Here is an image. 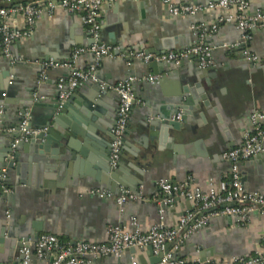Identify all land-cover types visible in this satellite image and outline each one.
<instances>
[{
	"label": "crops",
	"instance_id": "0c3cea01",
	"mask_svg": "<svg viewBox=\"0 0 264 264\" xmlns=\"http://www.w3.org/2000/svg\"><path fill=\"white\" fill-rule=\"evenodd\" d=\"M18 1L35 0H0V6L7 7ZM212 1L215 0H173L174 3L194 6H206ZM249 3L250 15L256 11L264 14V0H249ZM220 15L219 12H203L192 17H175L159 0H121L105 4L100 11L99 40L119 51L114 59H102L95 71L97 81L102 84L100 90H95L90 84H82L65 101L74 97L65 115L67 137H72L71 147L52 144L48 146V153L40 154L35 145L34 152L19 153L13 169H2L1 172L6 174V184L11 188L8 195L14 199L6 202L1 199L3 194L0 195V229L2 221L8 220L6 212H9L13 213L15 226L19 228H23V223L28 220H39L44 230L41 234H54L63 242L86 240L103 243L109 226L126 227L134 218L142 230L157 222L171 228L179 216L195 209L193 203L178 197L160 215L158 204L153 201L160 181L177 185L193 181L202 191L212 188L223 192L230 180V164L222 154L241 145L244 133L250 130L249 113L253 108L264 114V29L253 31L250 39L242 43L241 32L232 24H220L218 31L207 40L214 48L213 66L210 67L213 78L209 79L214 94L206 101H199L200 107L189 115L187 141L174 143L169 135L160 140L150 139L151 133L143 128L144 111L154 112L157 121L163 114L172 120V110L167 112L165 109L168 100L177 89L195 87L193 78L200 71L195 61H185L172 74L162 72L157 66L155 72L159 74L149 77H158L153 81L156 84L144 77L143 81L149 82L151 88L138 86L133 91L135 102L124 136L121 163L127 176L140 180L135 190L142 187L147 201L127 202L120 210L113 199L88 194L93 189L112 194L108 189L99 188L95 181L103 173L102 165L108 164L111 129L118 106L116 94L103 86L127 79L126 73L133 65L127 61L131 58L125 56L140 47L143 50L152 48L154 53L149 54L156 55L187 48L196 38L191 27L215 23ZM14 25L22 28L23 22L15 18ZM92 42L78 16L63 11H57L52 18L42 16L28 39L11 46L9 57L0 55V86L10 91V94L0 95L1 102L7 101L0 107V113L1 109L8 108L12 112L28 97L40 95L42 104L56 100V83L60 78L68 79L71 69H50L46 72V79L39 83L41 61L68 62L73 49L87 47ZM224 44H240V47L229 50L222 47ZM246 49L259 61L253 72L244 66L246 60L242 50ZM8 59L12 61L9 63ZM93 63L92 55L82 54L74 67L85 71ZM148 66V63L138 64L141 76ZM5 72L10 74L7 79ZM180 75L184 77V84ZM162 81L165 82L160 84ZM198 83L201 89L206 85L205 79ZM92 93L95 94L93 103H90ZM188 96L184 94L183 100ZM45 109L41 107L36 118L29 117L31 127L43 128L40 124L45 117ZM148 120L152 121L151 118ZM31 122L35 124L31 125ZM17 124L15 115L8 116L5 132ZM9 141L0 131V151L7 149ZM174 144H180L177 151L172 149ZM136 153H139L138 158H135ZM51 157L57 166L51 165ZM137 164L141 174L133 169ZM240 171L246 190L264 194V148L261 159L241 162ZM86 182L96 185L90 187ZM123 190L120 188V192ZM263 235L264 214L254 213L243 226L233 217L224 216L213 219L187 240H179L180 233L177 238L179 244L171 243L166 253L189 263L196 259L255 255L262 252L260 239ZM176 244L177 249L174 248ZM202 252H210V256H199ZM18 255L17 245L10 234H6L0 242V263L15 262ZM138 256H143L146 262L150 259L144 248L135 253L127 251L119 259L98 258L89 264L138 263ZM50 262L51 258L39 261L34 257L31 264Z\"/></svg>",
	"mask_w": 264,
	"mask_h": 264
},
{
	"label": "built area",
	"instance_id": "2783aa9c",
	"mask_svg": "<svg viewBox=\"0 0 264 264\" xmlns=\"http://www.w3.org/2000/svg\"><path fill=\"white\" fill-rule=\"evenodd\" d=\"M121 0H35L31 2L18 1L7 7H0V55L10 56V48L13 44L28 39L35 28L36 22L46 16L52 18L57 11H63L70 15H76L87 28L92 38V44L87 47L73 49L68 62H56L49 60L40 64V76L38 82L46 79V72L50 69H74L68 79L60 78L56 83L58 110L73 92L86 82H97L94 75L97 67L104 58L114 59L118 48L102 43L99 40L101 30L100 11L106 4L111 5ZM167 6L170 15L175 17L195 16L203 12H219L221 15L215 23L210 25H193L191 29L196 38L193 43L178 51H169L162 54H149L145 51H131L125 57L144 63L157 62L178 66L185 61H195L199 69L213 66L212 52L214 48L207 40L214 35L220 24H232L242 34V43H246L255 30L264 29V14L256 11L249 14V0H215L206 6H194L189 4L174 3L173 0H159ZM15 18H20L23 27L14 25ZM229 50L240 47V44L222 45ZM82 54H90L94 63L85 71L74 67L76 59ZM244 59L255 64L257 56L247 49L242 50ZM158 77L149 78L148 81H156ZM132 79L117 82L114 85L103 86L104 89L116 94L118 106L115 120L111 129L109 145V168L116 169L121 161V152L124 136L127 131L130 114L134 105ZM18 124V136L13 139L12 147L18 143H29L31 140L46 135V128H34L30 126L28 112L24 113ZM181 113L176 116L180 121ZM250 130L245 132L240 146L230 149L222 154V158L230 164V180L223 192H217L210 188L202 191L194 185L193 181L177 185L167 181L157 184V193L153 201L158 204V212L163 214L166 206H171L174 198H184L195 205V209L179 216L175 226L166 228L161 222L150 225L142 230L136 219L132 218L129 225L121 227L109 226L106 230V241L96 243L86 240L63 242L57 236L50 233L40 234L35 242L19 239V255L15 262L0 264H31L34 256L39 261L51 258L50 264H89L98 258H121L127 251L134 249L141 251L151 246L154 256L163 252L166 245L179 240L184 241L202 228L206 227L213 219L229 216L233 217L240 225H245L254 213L264 214V194L248 191L242 183L240 163L257 158L263 153L264 148V114L253 108L249 113ZM16 132V128L7 129V133ZM13 159V155L9 156ZM11 188L6 184V174H0V195H8ZM92 196L104 199H113L115 204L122 209L127 202H145L142 187L135 191L123 190L118 196H113L108 191L93 189L88 192ZM6 218H10L6 212ZM174 245L177 249L178 245ZM262 252L255 255L232 256L229 258L196 259L192 263L184 259L174 258L171 253H165L158 264H264V235L260 239ZM130 264H138L132 261Z\"/></svg>",
	"mask_w": 264,
	"mask_h": 264
},
{
	"label": "water",
	"instance_id": "95a60500",
	"mask_svg": "<svg viewBox=\"0 0 264 264\" xmlns=\"http://www.w3.org/2000/svg\"><path fill=\"white\" fill-rule=\"evenodd\" d=\"M167 8V6H165ZM130 50V49H129ZM136 50L140 51L143 50V48H137ZM172 50V49H171ZM180 50V49H179ZM240 50V49H238ZM146 53H154V50L150 48L149 50H143ZM178 51V50H174ZM236 51V50H234ZM46 60V58H45ZM12 60L8 59V62L10 63ZM130 64L133 65L132 68L129 69L126 73L127 79H133L132 81V87L133 91L138 86H143L146 89H150L151 87L148 86L149 82L143 81L144 77L149 78L151 75L155 73V75H158L159 72H155L156 67L160 66L162 69V72H166L168 74H172L176 69L179 68L184 62L179 64L178 66L174 67L173 65L165 64V63H157V62H150L148 63L149 66L144 69L145 74L140 75L138 72V64H146L142 61H135L134 59H128L127 60ZM43 61H41L42 63ZM259 61L255 64H252L250 62L244 61L245 69H247L250 72H253V70H256L258 67ZM175 69V70H174ZM198 75L193 78V82L195 83V87L192 89H187L186 87L182 89H177L173 94L172 97L168 100V106L166 109L167 112H171V115H173V118H176L177 114L181 113L180 121H177L176 119L170 120L168 118V115L163 114V117H160V120H156V116L154 112H151L149 110L144 111V129L148 131V133H151L150 139H157L160 140L162 138H165L166 135H169L171 140L174 143L184 142L187 141L188 136V128L186 127V122L188 120V117L191 113L195 112L197 108L200 107L198 104L199 101H206L207 98H211L214 94V89L211 87V83L209 79L213 78L212 75H210L211 68L206 69H199ZM74 69H71L70 72H74ZM151 71V72H148ZM10 74L4 73L5 79L9 77ZM95 77H97L96 72L94 73ZM176 75V74H173ZM182 84L185 83L184 77L180 75ZM202 79H205L206 85H203L202 89L199 87V81ZM165 81L160 82V84H163ZM6 83V82H5ZM156 84V82H153ZM84 84H90L93 86L95 90L101 89V82H86ZM153 84V86L155 85ZM96 86V88H95ZM3 93L10 94V91H5L3 85L0 86V95ZM57 93V91H56ZM95 93H92V95L89 97L90 103H93V96ZM184 94L189 95L187 99L183 100ZM57 96V95H56ZM41 96L38 95L37 97H28L27 100L21 101L19 105H16L14 110L11 112L10 109H1L0 113V131L2 135H6L10 141L7 149H4L0 151V174L2 173V169H13L14 163L19 158L20 152H34L35 145H37L39 153H48V146L49 145H55L58 147H62V145H66L68 148H70V142L72 137H67L66 132V125L68 124V121L66 119V112H67V106L70 104L73 100L71 98L69 101L65 102L62 107L58 110V102L57 99L53 100L49 104H42L40 100ZM7 101L1 102L0 100V107H3L6 105ZM45 107L46 109L43 111L45 114V117L41 120L40 126L43 128H46V135L40 136L39 138L31 140L29 143H18L15 145V147H12L13 139L18 136L17 129L18 124L15 125L16 132L7 134L5 132V121L7 120V117L10 115H15L17 122H20L22 119V116L24 113L28 112L29 117L36 118L41 111L40 108ZM58 110V111H57ZM151 118L152 121H149L148 119ZM148 121V122H147ZM35 124V122H31V125ZM72 130V129H71ZM73 130L71 131L72 134ZM111 137V135H110ZM110 145V143H109ZM124 146V141H123ZM123 146H122V152H123ZM180 144H174L172 149L174 151H177L179 149ZM121 152V159L122 154ZM13 155V159H10L9 156ZM139 157V153H136L135 158ZM258 159H261V155L257 157ZM143 159V157H142ZM55 160V159H54ZM60 160H62L60 158ZM253 160V159H251ZM51 165L57 166L55 162H53V157L50 158ZM109 163V158H108ZM133 169L137 172H140V165L137 164ZM101 170H103V173L100 177H98L95 181L98 183V187L101 189H108L112 192L114 196H118L120 192V188L135 191L136 185L140 183V180L138 179H132L129 176L125 174L124 166L122 165L121 161L119 166L116 169H110L108 167V164L102 165ZM88 186L92 187L93 184L91 182H86ZM3 201L9 202L12 201L14 198L13 196L9 195H2L1 198ZM24 227L19 228L18 226H15V219L13 213L10 214V218L8 220L4 219L1 223V229H0V242L3 241L4 236L6 234H10V237L13 239L15 244L17 245L18 249L20 247L19 239L23 238L25 240H30L31 242H35L38 238V236L44 231L42 227V223L39 220H33V221H26L23 223ZM171 246L168 244L163 252L158 254L157 256H154L153 250L151 246H147L146 250L148 255L150 256V259L148 262L144 259L143 256H138V264H158L164 254L167 251V248ZM131 253H135L136 251L134 249L129 250ZM210 252H202L199 254V256L205 258L209 257ZM34 260V256H32L31 261Z\"/></svg>",
	"mask_w": 264,
	"mask_h": 264
},
{
	"label": "trees",
	"instance_id": "16d2710c",
	"mask_svg": "<svg viewBox=\"0 0 264 264\" xmlns=\"http://www.w3.org/2000/svg\"><path fill=\"white\" fill-rule=\"evenodd\" d=\"M14 4V3H13ZM12 5V4H11ZM0 7H4V6H0Z\"/></svg>",
	"mask_w": 264,
	"mask_h": 264
}]
</instances>
